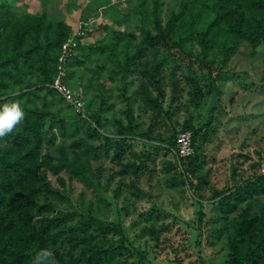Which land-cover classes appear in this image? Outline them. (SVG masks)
I'll return each mask as SVG.
<instances>
[{
    "label": "rangeland",
    "instance_id": "rangeland-1",
    "mask_svg": "<svg viewBox=\"0 0 264 264\" xmlns=\"http://www.w3.org/2000/svg\"><path fill=\"white\" fill-rule=\"evenodd\" d=\"M4 1L16 18L41 15L45 41L86 24L67 74L84 89V111L44 87L26 94L47 77V55L10 70L0 101H19L24 122L38 125L42 141L26 145L36 179L110 227L100 238L114 251L102 264H229L228 225L246 202L229 213L212 196L263 173L264 45L254 53L224 26L203 42L213 13L197 0ZM13 35H2L0 54ZM18 124L0 137L1 154L26 142ZM190 124L209 133L187 166L167 143Z\"/></svg>",
    "mask_w": 264,
    "mask_h": 264
},
{
    "label": "trees",
    "instance_id": "trees-1",
    "mask_svg": "<svg viewBox=\"0 0 264 264\" xmlns=\"http://www.w3.org/2000/svg\"><path fill=\"white\" fill-rule=\"evenodd\" d=\"M197 1L213 13V21L199 34L203 42L215 27L224 26L229 34L249 42L254 53L260 45H264V0ZM6 4V1L0 0V39L6 33L14 35L6 43L4 54H0V87L2 81L10 77V70L18 71L22 64L42 60L47 55L51 63L47 77L26 94L37 92L42 87L55 92L46 84L54 79L61 45L72 33H65L55 41H45L42 39L45 20L41 15L28 13L16 18ZM172 25L173 21H170L168 27ZM84 47L79 46L78 51ZM78 58L77 52L73 59ZM261 80L264 82V69ZM68 81L71 83L70 79ZM4 94H7L6 90L0 89V98ZM21 96L14 95V99ZM18 125L24 132L15 138L26 142L20 141L19 147L12 145L0 153V264H37L38 255L42 256L39 264H102L114 251L104 237L100 238L111 230L110 227L84 216L79 207L70 202L63 205L59 201L65 203L69 199L55 193L47 179H36L38 170L31 158L34 152L27 148L34 142L39 146L42 141L39 133L36 139L33 136L34 132L39 131L38 125L31 124L29 120L24 122V119L22 125ZM66 128L64 125L63 129ZM191 129L194 130V127L190 124L186 131ZM208 133V126L194 130V151L197 136L206 143ZM179 134L170 138L167 144L175 147ZM27 144L29 147H26ZM195 154L196 151L184 162ZM64 160L68 162L67 158ZM70 164L77 173L83 171L84 166L79 163ZM191 165V162L187 163V166ZM232 181L225 188H216L212 196L219 199L223 209L229 206V213L246 202L228 225L229 264H264V206L257 210L254 205L264 195V173H257L252 179ZM188 184L193 186L192 182ZM45 252L48 255L44 256Z\"/></svg>",
    "mask_w": 264,
    "mask_h": 264
},
{
    "label": "built area",
    "instance_id": "built-area-1",
    "mask_svg": "<svg viewBox=\"0 0 264 264\" xmlns=\"http://www.w3.org/2000/svg\"><path fill=\"white\" fill-rule=\"evenodd\" d=\"M86 24L82 25L78 31L72 33L61 45L58 60L55 66V76L46 86L53 89L64 100L73 105L80 112L86 108V98L82 86L74 87L67 79L68 66L74 55L78 51V47L85 45ZM174 152L179 160H185L194 154V146L192 140V132L184 131L177 137ZM264 173V168H262Z\"/></svg>",
    "mask_w": 264,
    "mask_h": 264
},
{
    "label": "clouds",
    "instance_id": "clouds-1",
    "mask_svg": "<svg viewBox=\"0 0 264 264\" xmlns=\"http://www.w3.org/2000/svg\"><path fill=\"white\" fill-rule=\"evenodd\" d=\"M24 116L25 112L19 101L0 103V137L11 132ZM43 255L46 256L48 253L45 252ZM41 259V255L36 257L37 264Z\"/></svg>",
    "mask_w": 264,
    "mask_h": 264
}]
</instances>
